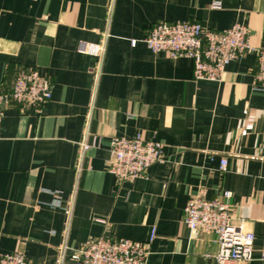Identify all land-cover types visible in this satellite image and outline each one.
<instances>
[{"label":"crops","instance_id":"0c3cea01","mask_svg":"<svg viewBox=\"0 0 264 264\" xmlns=\"http://www.w3.org/2000/svg\"><path fill=\"white\" fill-rule=\"evenodd\" d=\"M184 21L215 31L243 24L251 49L220 82L195 80L191 59L143 42L156 24ZM86 43L106 45L98 77ZM258 49L264 0H0V82L36 70L53 93L41 111L12 106L0 122V254L59 264L68 247L65 264H74L89 240L148 243L155 230L147 264H217L215 235L194 236L184 212L192 197L229 191L232 223L256 236L254 259L239 264H264ZM138 133L161 142L164 159L119 183L111 141ZM86 135L101 143L82 155Z\"/></svg>","mask_w":264,"mask_h":264},{"label":"built area","instance_id":"2783aa9c","mask_svg":"<svg viewBox=\"0 0 264 264\" xmlns=\"http://www.w3.org/2000/svg\"><path fill=\"white\" fill-rule=\"evenodd\" d=\"M221 9L218 1L212 4ZM139 41L133 40L135 47ZM143 42L154 54L165 53L172 58L185 57L194 63V79L220 82L229 64L243 58L251 47L248 40V27L236 24L233 27L215 31L206 29L201 23L184 21L158 23L147 33ZM81 52L99 59L95 75L102 71L106 53L105 44L86 43ZM255 90L264 93V49L257 51ZM53 97L52 82L49 77L36 70L21 71L12 82H0V122L5 111L17 106L38 111ZM88 135L81 144L82 155L101 141L97 137L92 143ZM264 159V142L260 146ZM111 162L109 172L119 183L146 177L148 169L164 159V146L159 141L147 140L140 133L133 137H115L111 141ZM227 160H221V170L225 171ZM224 200H209L202 196L192 197L184 212V224L194 236L199 233L216 237L218 251L214 255L217 264H239L254 259L256 236L232 223V193H223ZM155 238V230L148 243L118 238L101 237L89 240L74 249L70 258L74 264H147L150 244ZM68 247H63L59 264H65ZM264 260V236L262 254ZM0 264H32L24 254H0Z\"/></svg>","mask_w":264,"mask_h":264}]
</instances>
